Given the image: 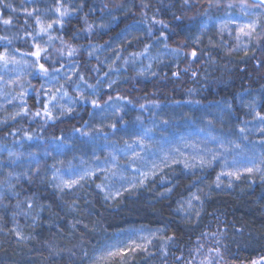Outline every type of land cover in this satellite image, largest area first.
<instances>
[{"label": "clouds", "instance_id": "1", "mask_svg": "<svg viewBox=\"0 0 264 264\" xmlns=\"http://www.w3.org/2000/svg\"><path fill=\"white\" fill-rule=\"evenodd\" d=\"M0 55V264H264V0H0Z\"/></svg>", "mask_w": 264, "mask_h": 264}, {"label": "snow or ice", "instance_id": "2", "mask_svg": "<svg viewBox=\"0 0 264 264\" xmlns=\"http://www.w3.org/2000/svg\"><path fill=\"white\" fill-rule=\"evenodd\" d=\"M195 52H193V56H195ZM36 55L38 56L39 55V52L36 53ZM5 59V57L3 55H0V61H3ZM68 187H71V185H66ZM130 250H122L118 253H114L113 255H120V256H126L128 255ZM254 264H258V262H254Z\"/></svg>", "mask_w": 264, "mask_h": 264}]
</instances>
